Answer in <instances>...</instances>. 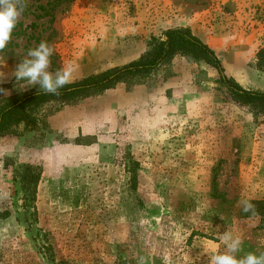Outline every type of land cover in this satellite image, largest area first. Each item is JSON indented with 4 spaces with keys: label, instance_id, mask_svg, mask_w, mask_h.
<instances>
[{
    "label": "rangeland",
    "instance_id": "rangeland-1",
    "mask_svg": "<svg viewBox=\"0 0 264 264\" xmlns=\"http://www.w3.org/2000/svg\"><path fill=\"white\" fill-rule=\"evenodd\" d=\"M0 50V106L38 91L14 72L46 42L72 83L144 58L190 29L225 74L264 92V0H20ZM0 137V264H209L221 235L264 254V115L218 71L177 54L112 89L54 100ZM32 168V170H28Z\"/></svg>",
    "mask_w": 264,
    "mask_h": 264
},
{
    "label": "trees",
    "instance_id": "trees-1",
    "mask_svg": "<svg viewBox=\"0 0 264 264\" xmlns=\"http://www.w3.org/2000/svg\"><path fill=\"white\" fill-rule=\"evenodd\" d=\"M164 37V40L156 41L144 58L129 65L112 68L101 74L70 83L59 89L55 95L40 90L5 101L0 106V137L10 134L12 128L20 124H24L28 128H37L38 121L35 112L46 103L54 100L71 101L112 89L129 78L156 70L177 54L191 56L195 60L204 61L215 68L219 73L220 82L237 104L258 110L264 115V92L247 90L235 80L228 78L215 52L201 39L193 35L190 29L168 30ZM258 59V65L263 69L264 47L259 51ZM28 170H32V168ZM251 204L253 211L246 213V216H261L264 223V202Z\"/></svg>",
    "mask_w": 264,
    "mask_h": 264
},
{
    "label": "clouds",
    "instance_id": "clouds-1",
    "mask_svg": "<svg viewBox=\"0 0 264 264\" xmlns=\"http://www.w3.org/2000/svg\"><path fill=\"white\" fill-rule=\"evenodd\" d=\"M23 10L20 0H0V50L8 45ZM52 54L53 49L46 42L30 49L27 58L18 64L14 72L16 80L24 81L29 86L39 85L38 91L57 94L59 89L72 83V80L68 69L57 70L55 74L48 70ZM2 91L3 89H0V92ZM240 204L245 213L253 211V205L247 200L241 201ZM221 242L224 252L208 254L209 264H264V254L249 252L240 257L236 255L241 251L243 243L239 236L226 232L221 235Z\"/></svg>",
    "mask_w": 264,
    "mask_h": 264
}]
</instances>
